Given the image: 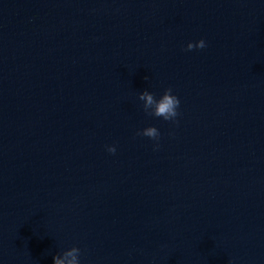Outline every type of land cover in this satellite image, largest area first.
Here are the masks:
<instances>
[{"label": "water", "instance_id": "water-1", "mask_svg": "<svg viewBox=\"0 0 264 264\" xmlns=\"http://www.w3.org/2000/svg\"><path fill=\"white\" fill-rule=\"evenodd\" d=\"M73 246L264 264V0H0V264Z\"/></svg>", "mask_w": 264, "mask_h": 264}, {"label": "clouds", "instance_id": "clouds-1", "mask_svg": "<svg viewBox=\"0 0 264 264\" xmlns=\"http://www.w3.org/2000/svg\"><path fill=\"white\" fill-rule=\"evenodd\" d=\"M206 47V43L203 39L193 43L189 42L186 47V51H192L194 49H203ZM145 80L148 79L147 76L144 77ZM139 99L143 101V109L145 113L149 116L161 117L165 121H176L179 116L178 109L180 107L179 98L173 94L172 88L165 89L164 93L159 99L148 90H143L139 94ZM138 136H145L154 141H158L160 138V132L155 126H149L144 128L142 131L136 133ZM158 143L154 146L158 148ZM107 151L111 154H115L116 147L114 145L107 146ZM80 254L81 249L79 247L73 246L62 253H57L53 256V264H80Z\"/></svg>", "mask_w": 264, "mask_h": 264}]
</instances>
